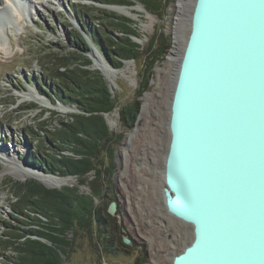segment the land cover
Wrapping results in <instances>:
<instances>
[{"label":"rangeland","instance_id":"1","mask_svg":"<svg viewBox=\"0 0 264 264\" xmlns=\"http://www.w3.org/2000/svg\"><path fill=\"white\" fill-rule=\"evenodd\" d=\"M41 1L44 4H38L34 12L26 14L22 19L18 18L19 20L12 18L9 11L7 15L6 12L0 14V41L7 47L6 52L0 47V151H10L11 158L20 159L25 168L27 155L35 152L37 146H40L39 141L43 139L41 129H54L59 121L66 122L69 115L77 113L71 105L54 99L52 102L40 93L36 82L45 78L46 74L42 69H46L49 63L46 53L51 51L56 55L66 54L78 49L75 44L76 32L81 31L78 18L86 21L92 28L99 27V15L95 17L91 13L93 7L126 16L114 10L118 5H103L95 0ZM162 1L159 11H149L141 3H137L134 5L137 9L133 10L132 18L126 16L137 27L139 35L135 40L144 51L157 37L159 43L168 46L167 54L151 70L148 90L138 98L137 91L142 86L145 68L150 62L145 56L115 70L119 71L116 76L107 77L113 92L120 99V106L107 116L110 130L122 135L123 139L115 144L116 169L110 178L113 185L107 189V205L101 203V206H106L109 211L112 202L117 204L115 214L110 215L115 228L113 239L118 249L110 255L98 237H91L88 232L81 231L76 237L69 236L74 240V246L70 255L64 257L65 264H171L175 252L190 238L192 229L165 218L167 211L160 198L165 186V162L162 159H165L166 137L169 135L166 121V113H169L168 97L172 93L179 64V59L174 63L169 60L176 36L173 29L178 14V0ZM190 1L188 0V4L186 2V6L190 5ZM3 3L8 5L9 0ZM152 3L156 5L155 0ZM8 9H11V5ZM184 19L178 34L181 40L186 29H189V25L186 26L187 16ZM113 35L123 37L119 32H113ZM83 36L89 41L87 34L83 33ZM85 55L93 62L91 70L101 73L94 68L95 60L99 57L104 63L107 62L99 49L91 44L90 51ZM45 79L52 81L47 77ZM30 92L47 101L49 108L29 100L26 95ZM136 99L142 102L138 121L127 127L121 121L120 109ZM63 107L68 112H62ZM33 133L41 136L31 137ZM68 179L75 182L59 190L70 187L83 193H91L90 182L94 180V173L85 178L84 185L78 178ZM26 180L29 179L17 178L0 162V238L6 231L2 220L6 219L5 221L15 225L9 217L10 206L17 201L12 187L14 183ZM124 239L129 240L126 246L121 245ZM12 254L10 250L7 253L0 251V264H3L4 257ZM141 257H145L144 263L138 262Z\"/></svg>","mask_w":264,"mask_h":264},{"label":"water","instance_id":"2","mask_svg":"<svg viewBox=\"0 0 264 264\" xmlns=\"http://www.w3.org/2000/svg\"><path fill=\"white\" fill-rule=\"evenodd\" d=\"M187 22L163 193L193 239L172 264H264V0H194Z\"/></svg>","mask_w":264,"mask_h":264},{"label":"trees","instance_id":"3","mask_svg":"<svg viewBox=\"0 0 264 264\" xmlns=\"http://www.w3.org/2000/svg\"><path fill=\"white\" fill-rule=\"evenodd\" d=\"M95 1L118 6L141 3L149 11L161 10L163 2L155 0L154 5L152 0ZM93 8L91 13L95 17L99 15L98 28L80 21L79 14L75 18L111 67L120 70L127 61H138L142 56L150 59L142 86L137 91L139 98L148 90L151 70L167 54L168 46L159 43L157 37L144 51L135 40L139 31L130 18ZM113 32H119L123 37H116ZM75 44L78 49L66 54L44 51L49 56V63L42 70L45 78L52 81L41 78L36 85L52 102L58 100L69 104L77 113L69 115L66 122L59 121L54 129L42 128L44 136L39 141L40 146L26 159L29 167L64 178H78L82 185L85 178L94 173L91 193L70 187L49 189L34 179L14 183L12 188L17 201L10 206L9 217L15 225L2 220L6 231L0 238V251L7 253L10 250L13 254L4 257L3 264H65L64 257L70 255L74 246V240L69 236L76 237L81 231L98 237L110 255L118 249L113 239V219L101 203L107 205V189L113 185L110 178L116 169L114 148L123 139L122 135L110 130L105 116L120 106V99L107 79L99 71L91 70L93 62L85 55L91 46L80 31L76 32ZM141 104L136 99L120 109L125 126L137 123ZM30 136L41 135L33 133ZM121 245L126 246L124 240ZM138 262L144 263L145 257L139 258Z\"/></svg>","mask_w":264,"mask_h":264},{"label":"bare ground","instance_id":"4","mask_svg":"<svg viewBox=\"0 0 264 264\" xmlns=\"http://www.w3.org/2000/svg\"><path fill=\"white\" fill-rule=\"evenodd\" d=\"M186 2L188 4V0H178L177 1V18H176V23L174 25V32H175V42H174V47L172 48L171 53L169 54L170 58L169 60L171 61V63L176 62V59H179L180 62V58H181V50L183 48V46L185 45V42L188 38L189 35V29L184 32V34L182 35V40H181V36H179V32H180V27L183 24V22H185V16H187L186 22L188 21V14H190L191 12V8H192V4L194 2V0H191L189 3L190 5L186 6ZM40 4H44V2H42L41 0H9L8 5H6L5 3H3V1H0V14H4L6 12L7 15V11L10 12V16H12V18H16V19H22L26 14H30L32 12H34V10H36V6ZM11 5V9H8V6ZM137 8L134 6H117L114 8V10L120 14L126 15L128 17L133 16V10H136ZM9 14V13H8ZM15 16V17H13ZM3 18V17H2ZM10 19V18H9ZM18 19V20H19ZM1 22V21H0ZM1 24V23H0ZM189 24H187L186 26L188 27ZM1 28V27H0ZM2 30V28L0 29ZM88 44H92L91 39H89V41L87 40ZM91 46V45H90ZM95 46V45H94ZM0 47L3 51H7V47L5 45V43L0 41ZM10 48L13 50V46L11 45ZM95 65L94 68L95 69H99L106 77L110 78L112 76H116L118 74L119 71H115L113 70L108 64L104 63L99 57H97V59L95 60ZM177 75V74H176ZM176 79V77H175ZM174 83V82H173ZM173 91V90H172ZM27 98L29 100L35 101L36 103H38L40 106L42 107H48L49 103L45 100H43L40 97H37L35 95L32 94V92H30L28 95H26ZM168 104H169V113H166V121L169 124V118H170V105H171V100H172V93L169 94L168 97ZM147 108V104L145 105V110ZM62 112H68V109L66 108H62ZM168 131H169V127H168ZM168 137L167 138V148L165 149V158H166V154L168 151V146L170 143V132L168 133ZM167 136V134H166ZM10 151L7 152V149L0 151V162L4 163V165L6 166V170L13 172L17 178L19 179H33V178H38L40 179L46 186L50 187V188H63L65 186H67L69 183L73 184L75 182V180L73 179H68V178H60L58 176H52V175H42L41 173L35 172L34 170H31L30 168H25L23 166V164L21 163L20 159L17 158H11L10 156ZM163 156V157H164ZM165 162V159H162ZM164 169V168H163ZM164 180V179H163ZM164 182V181H163ZM162 200H165V196L163 194ZM165 204V202H164ZM166 208V206L164 207ZM167 211V209H166ZM164 214V213H163ZM165 218L168 221H173L174 223H177V225H181L182 227H186L187 229H192V226L189 224H186L184 222H182L181 220L175 218L174 216H172L168 211L164 214ZM190 227V228H189ZM193 239V234L191 232L190 238L187 242H185L182 247L180 246L181 249H178L175 254L173 255V258L171 259V264L173 262V259L175 256L179 255L192 241Z\"/></svg>","mask_w":264,"mask_h":264}]
</instances>
